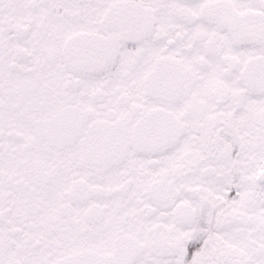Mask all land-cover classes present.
Segmentation results:
<instances>
[{
    "label": "snow or ice",
    "instance_id": "1",
    "mask_svg": "<svg viewBox=\"0 0 264 264\" xmlns=\"http://www.w3.org/2000/svg\"><path fill=\"white\" fill-rule=\"evenodd\" d=\"M0 264H264V0H0Z\"/></svg>",
    "mask_w": 264,
    "mask_h": 264
}]
</instances>
